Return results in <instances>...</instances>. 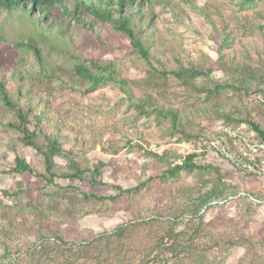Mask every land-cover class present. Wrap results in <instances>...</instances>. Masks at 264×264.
Listing matches in <instances>:
<instances>
[{
	"label": "rangeland",
	"instance_id": "1",
	"mask_svg": "<svg viewBox=\"0 0 264 264\" xmlns=\"http://www.w3.org/2000/svg\"><path fill=\"white\" fill-rule=\"evenodd\" d=\"M111 3L147 60L81 9L90 29L59 4L50 25L0 10V82L36 146L0 99V264H264L260 181L208 149L222 127L264 131V0Z\"/></svg>",
	"mask_w": 264,
	"mask_h": 264
},
{
	"label": "trees",
	"instance_id": "2",
	"mask_svg": "<svg viewBox=\"0 0 264 264\" xmlns=\"http://www.w3.org/2000/svg\"><path fill=\"white\" fill-rule=\"evenodd\" d=\"M73 3V8L68 11L66 7L63 5L62 0H0V10H4L8 13H10L12 10L21 9V11L25 12L24 5L27 6L30 5L31 7L28 9L30 12L32 9H35L36 12L39 13L40 17L43 21H45L48 25L50 24H57V17H54L52 15L51 6L55 4H59L61 11L69 14L72 18H74L78 23H81L82 25L88 26L90 29L89 23H85V21L82 19V13L78 11V9H81L82 11L88 12L92 14L93 16L99 18V19H106L112 24L116 26V28L122 32L128 39L131 48L137 53L142 59L147 60L149 58V53L146 47L142 44V42L138 39L137 35L135 34V29L131 26L130 20L126 16L118 17L117 19L112 18V14L115 12L114 10L110 9L113 5L111 3V0H98V2L93 3V0H71ZM136 0H115V10L119 11L121 8H124L128 4L133 3ZM111 10V11H110ZM36 57L38 60L39 53L37 50L33 49ZM95 67H98V65L93 64ZM79 74L88 80L92 85H98L99 83H102L104 81H111L113 83L119 84L120 88H123V83L121 80L116 78L114 75L110 74L108 76H95L90 71L86 69H79ZM170 75L174 76L177 79H180L181 77L174 73H169ZM222 88H225L224 86ZM0 99L1 101L9 108H12L15 110V114L18 120V123L14 127H10L13 130L17 131L23 139V142L26 146L31 147L33 149H36V146L34 143H32L28 139V134L24 128L25 125V117L21 109L18 107L17 104L13 103L7 94V91L0 82ZM250 126V131L253 134L256 141L263 142L264 143V131H261L256 125L252 123H248ZM262 159H264V153L261 154ZM45 158V157H44ZM194 158V157H190ZM188 158V162L190 163L191 160ZM46 159V158H45ZM184 168H191L189 165L184 163L183 165L177 166L174 169V171H179ZM196 168V167H194ZM45 169L48 171V163L47 160L45 162ZM15 173H31V168L27 165V163L22 159H15ZM93 184L95 186H101L102 183L96 181V175L98 173L96 171H93ZM80 174H75L72 176L74 179H79ZM92 199H99L100 197L95 196L94 194L90 193L88 195Z\"/></svg>",
	"mask_w": 264,
	"mask_h": 264
},
{
	"label": "built area",
	"instance_id": "3",
	"mask_svg": "<svg viewBox=\"0 0 264 264\" xmlns=\"http://www.w3.org/2000/svg\"><path fill=\"white\" fill-rule=\"evenodd\" d=\"M208 149L216 157H222L227 166L256 177L264 193V143L256 141L253 134H245L240 128L222 127L210 142Z\"/></svg>",
	"mask_w": 264,
	"mask_h": 264
}]
</instances>
